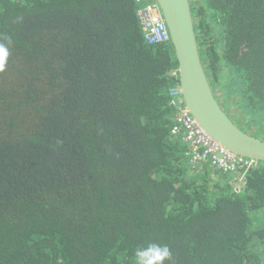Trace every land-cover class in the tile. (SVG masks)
<instances>
[{
  "label": "trees",
  "instance_id": "obj_1",
  "mask_svg": "<svg viewBox=\"0 0 264 264\" xmlns=\"http://www.w3.org/2000/svg\"><path fill=\"white\" fill-rule=\"evenodd\" d=\"M150 0H0V264H264V163H190ZM215 89L264 130V0H191ZM238 188V189H237ZM164 264H172L165 261Z\"/></svg>",
  "mask_w": 264,
  "mask_h": 264
},
{
  "label": "water",
  "instance_id": "obj_2",
  "mask_svg": "<svg viewBox=\"0 0 264 264\" xmlns=\"http://www.w3.org/2000/svg\"><path fill=\"white\" fill-rule=\"evenodd\" d=\"M176 51L186 105L206 133L229 151L264 163V138L240 127L224 110L208 75L191 0H156Z\"/></svg>",
  "mask_w": 264,
  "mask_h": 264
},
{
  "label": "built area",
  "instance_id": "obj_3",
  "mask_svg": "<svg viewBox=\"0 0 264 264\" xmlns=\"http://www.w3.org/2000/svg\"><path fill=\"white\" fill-rule=\"evenodd\" d=\"M142 2L143 0H137ZM145 6L139 10L140 20L143 24L145 38L150 44L168 43L171 34L166 21L163 18L160 6L156 0L145 2ZM171 76H179L178 68L169 72ZM171 104L177 107L176 126L174 133L182 134L189 144L190 163L196 166L200 162H209L216 170L231 171L237 175L239 183L242 182L244 173L248 168L257 166L258 162L237 155L218 142L214 141L199 125L191 110L185 103L181 84L170 89ZM238 183V184H239Z\"/></svg>",
  "mask_w": 264,
  "mask_h": 264
},
{
  "label": "clouds",
  "instance_id": "obj_4",
  "mask_svg": "<svg viewBox=\"0 0 264 264\" xmlns=\"http://www.w3.org/2000/svg\"><path fill=\"white\" fill-rule=\"evenodd\" d=\"M4 41L0 42V72L6 68L10 55L9 46L13 43L11 37H4ZM235 179H237V175H235ZM134 255L135 264H164L165 261L174 264L173 254L167 245L149 243L147 247H137Z\"/></svg>",
  "mask_w": 264,
  "mask_h": 264
},
{
  "label": "rangeland",
  "instance_id": "obj_5",
  "mask_svg": "<svg viewBox=\"0 0 264 264\" xmlns=\"http://www.w3.org/2000/svg\"><path fill=\"white\" fill-rule=\"evenodd\" d=\"M215 87V83H214ZM218 95L221 97L222 101V107L224 110L230 115V117L244 130L253 133L255 135L261 136L264 138V130H259L255 125L249 126V116L246 114H243V112L238 108V104H233L231 100L227 101L223 97V89L219 88V91H217ZM220 100V99H219ZM221 101V100H220ZM237 179L233 180V183L236 184L237 187L241 185ZM239 183V184H238ZM238 189V188H237Z\"/></svg>",
  "mask_w": 264,
  "mask_h": 264
},
{
  "label": "crops",
  "instance_id": "obj_6",
  "mask_svg": "<svg viewBox=\"0 0 264 264\" xmlns=\"http://www.w3.org/2000/svg\"><path fill=\"white\" fill-rule=\"evenodd\" d=\"M216 93H217V90H216ZM217 96H218V98L221 100V101H220V100H219V101H220L221 104H222V101H223V100H222L221 97L218 95V93H217Z\"/></svg>",
  "mask_w": 264,
  "mask_h": 264
}]
</instances>
